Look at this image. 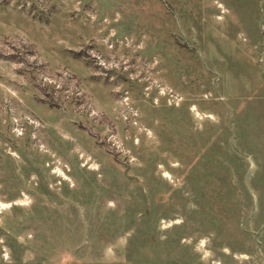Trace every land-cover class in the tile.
I'll return each instance as SVG.
<instances>
[{"label": "rangeland", "instance_id": "obj_1", "mask_svg": "<svg viewBox=\"0 0 264 264\" xmlns=\"http://www.w3.org/2000/svg\"><path fill=\"white\" fill-rule=\"evenodd\" d=\"M0 264H264V0H0Z\"/></svg>", "mask_w": 264, "mask_h": 264}]
</instances>
